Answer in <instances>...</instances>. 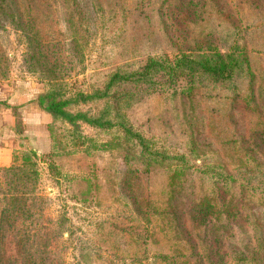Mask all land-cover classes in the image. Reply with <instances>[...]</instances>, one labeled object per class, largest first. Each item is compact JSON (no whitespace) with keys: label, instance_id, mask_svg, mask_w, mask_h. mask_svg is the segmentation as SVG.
<instances>
[{"label":"trees","instance_id":"trees-1","mask_svg":"<svg viewBox=\"0 0 264 264\" xmlns=\"http://www.w3.org/2000/svg\"><path fill=\"white\" fill-rule=\"evenodd\" d=\"M60 7L64 32L51 23V9ZM120 17L133 47L145 45V19L155 17L171 53L116 66L89 92L71 87L63 41L79 58L102 23ZM5 29L22 37L24 70L47 86L39 107L71 127L48 126L50 155L79 136V122L115 132L126 164L119 193L138 221L130 232L120 230L142 254L106 251L74 236L65 215L45 216L49 198L39 190L37 154L25 151L19 163L0 166V264H64L68 247L78 264H264V0H0ZM164 93L172 124L162 113L146 131L127 120L133 103ZM97 101V110H82ZM9 235L18 257L5 259Z\"/></svg>","mask_w":264,"mask_h":264},{"label":"rangeland","instance_id":"rangeland-1","mask_svg":"<svg viewBox=\"0 0 264 264\" xmlns=\"http://www.w3.org/2000/svg\"><path fill=\"white\" fill-rule=\"evenodd\" d=\"M128 2L131 5L132 0ZM54 6L58 7V4ZM51 8L55 7L51 4ZM55 10L57 9H51V23L55 30L64 32L65 23L61 7ZM150 19H145L150 26L147 29L148 39L142 47L131 46V37L127 36V33L131 36V30L125 29L126 23H123L121 17L115 19V22L108 19L106 26L102 23L104 29L99 30L89 40L79 58L72 56L70 42L66 38L61 44L60 55L64 65L69 68L66 75L69 77L65 80L71 87L89 92L94 83H102L110 70L116 66L129 67L131 62L149 53H171V49L160 40L162 36L160 31H157L158 23L155 17ZM215 40L218 47L222 48L224 42L218 34ZM137 48L139 51H134ZM23 51V40L18 33L11 29L0 30V73L6 74L7 78L0 79V84L3 85V100L0 101V106L5 118V143L11 146V162L0 166L19 163L22 152L35 151L40 173L39 190L49 198L45 216L57 219L60 215H65L74 236L91 238L96 246L106 251L116 252L118 248L119 254L127 257L135 250L142 254V247L131 245L130 235L120 230L133 227L138 221L132 223L133 216L129 204L119 193L118 182L126 164L123 161V152L115 147V132H105L79 122V136L72 139L71 145H62L58 155H50L52 140L48 126L54 124L59 131L62 127L70 126L61 119L54 121L53 116L37 104L38 95L43 93L47 86L37 75L24 70ZM12 92L19 97L14 98L16 101L13 105H8V95ZM164 97L165 93L159 98H144L133 103L124 110L127 120L138 129L146 131L147 121L153 115L162 113V116H166L165 121L172 124L174 110L165 104ZM101 106L102 101H97L83 105L82 110H97ZM13 118V125L6 123ZM154 137L156 144H163L162 140ZM65 142L69 143V139ZM50 162L55 165L53 171L48 167ZM147 182L143 180V185ZM150 182L156 183V178L150 179ZM143 192L146 193L144 187ZM130 230L127 229L128 232ZM140 232L138 231L139 234ZM62 237L66 238L67 233L64 232ZM13 240V235H9L3 244L5 259L18 257ZM76 254L77 251L73 250V247L66 248L62 252L64 264H78ZM97 264L100 262L97 261Z\"/></svg>","mask_w":264,"mask_h":264},{"label":"crops","instance_id":"crops-1","mask_svg":"<svg viewBox=\"0 0 264 264\" xmlns=\"http://www.w3.org/2000/svg\"><path fill=\"white\" fill-rule=\"evenodd\" d=\"M16 96L19 97L18 94H14L13 92L10 93L8 95L9 99L6 103L8 105H13L14 101H16L14 99ZM2 100H3V85L0 84V101L2 102ZM44 115L46 114H43V116ZM31 117L32 116L30 115L29 118ZM6 123L13 125L14 118L12 120H9V122H6ZM4 124H5V118L3 117V108L0 106V164L7 165L9 164V162H11V146L5 143L6 139H5V132H4ZM10 130H12V128Z\"/></svg>","mask_w":264,"mask_h":264}]
</instances>
